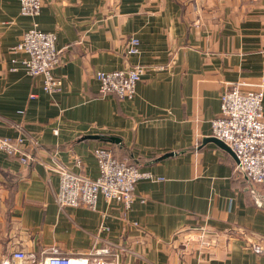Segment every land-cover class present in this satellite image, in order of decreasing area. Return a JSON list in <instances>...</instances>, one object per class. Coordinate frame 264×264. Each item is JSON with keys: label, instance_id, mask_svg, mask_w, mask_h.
Masks as SVG:
<instances>
[{"label": "crops", "instance_id": "crops-1", "mask_svg": "<svg viewBox=\"0 0 264 264\" xmlns=\"http://www.w3.org/2000/svg\"><path fill=\"white\" fill-rule=\"evenodd\" d=\"M42 1L24 16L18 0H0V136L21 125L39 141L27 166L0 151V260L55 248L87 264H264L245 245L264 236V183L251 184L231 153L205 140L229 83L261 87L264 117V0ZM33 25L56 36L60 87L51 93L42 75L10 70L12 48ZM131 36L138 51L129 55ZM134 65L142 74L132 98L99 91L97 71ZM98 146L152 177L135 183L127 211L101 195L93 209H60L52 156L94 179ZM198 226L247 235L197 251L182 233ZM106 245L109 257L87 253Z\"/></svg>", "mask_w": 264, "mask_h": 264}, {"label": "built area", "instance_id": "built-area-1", "mask_svg": "<svg viewBox=\"0 0 264 264\" xmlns=\"http://www.w3.org/2000/svg\"><path fill=\"white\" fill-rule=\"evenodd\" d=\"M18 2L20 14L35 16L40 12L43 1L18 0ZM125 48L127 54H136L137 38L129 37ZM12 50L15 57L12 59L10 70L23 68L30 75H42L43 89L48 93L59 89L60 81L52 72L59 62V50L56 47L54 33L42 31L33 25L23 33ZM141 74L142 67L134 65L113 71H97L94 77L99 82V91L102 94L113 93L122 99L134 96ZM262 96L261 87L252 89L246 88L245 84L240 82L229 83L221 95L220 114L210 121L211 135L230 147L237 159L235 169L251 184L264 183ZM16 128L21 132L19 135L0 136V151L27 166L34 160L29 148H36L38 151L39 141L26 133L21 125H16ZM93 154L98 167V175L94 179L73 171L69 166L58 162L55 155L52 156L57 162L53 170L59 178L58 189L54 194L56 205L60 209L67 206H86L93 209L98 196L101 195L106 200L121 203L125 211L129 210L135 199L133 191L135 183L139 179L152 177L151 173L140 170L137 165L117 160L107 147H95ZM74 164L80 166L79 161ZM236 234L246 236L247 232L243 229L217 231L198 226L187 233H182V238L185 245L202 251L215 249L221 240L228 243ZM245 245L255 253H264V236L250 234L245 240ZM112 246L92 248L87 253L93 257H109L112 255ZM86 261V258L77 259L58 254L55 248L51 249L50 255L42 259H38L31 251L16 249L3 257L0 264H87ZM106 264L116 263L106 261Z\"/></svg>", "mask_w": 264, "mask_h": 264}, {"label": "water", "instance_id": "water-1", "mask_svg": "<svg viewBox=\"0 0 264 264\" xmlns=\"http://www.w3.org/2000/svg\"><path fill=\"white\" fill-rule=\"evenodd\" d=\"M87 138L104 139V140L113 141V142H116V143L119 142V138L118 137H114V136L101 137L99 135H88ZM205 140H207V141H209V140L214 141L217 145L223 147L225 150H227L229 153H231L235 157V155H234L233 151L230 149V147L227 144H225L223 141L219 140L218 138L212 136V137H209V138H207Z\"/></svg>", "mask_w": 264, "mask_h": 264}, {"label": "trees", "instance_id": "trees-1", "mask_svg": "<svg viewBox=\"0 0 264 264\" xmlns=\"http://www.w3.org/2000/svg\"><path fill=\"white\" fill-rule=\"evenodd\" d=\"M113 156H114V155H113ZM124 162H126V161H124ZM126 163H127V162H126ZM128 163H129V162H128ZM128 163H127V164H128Z\"/></svg>", "mask_w": 264, "mask_h": 264}]
</instances>
